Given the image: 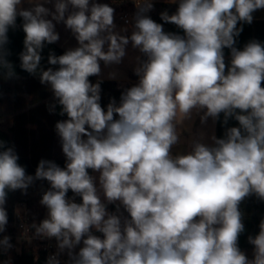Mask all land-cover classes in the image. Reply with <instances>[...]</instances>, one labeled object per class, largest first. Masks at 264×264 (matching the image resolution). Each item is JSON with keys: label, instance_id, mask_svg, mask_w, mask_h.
<instances>
[{"label": "clouds", "instance_id": "clouds-1", "mask_svg": "<svg viewBox=\"0 0 264 264\" xmlns=\"http://www.w3.org/2000/svg\"><path fill=\"white\" fill-rule=\"evenodd\" d=\"M132 2L135 13L118 27L115 8L97 0H0V76L19 78L7 47L19 17L20 68L52 92L48 111L59 106L67 116L55 124L64 167L41 159L30 175L15 146L0 139V234L9 222L8 194L26 195L40 180L49 184L39 201L47 213L22 225V239L55 240L46 264H61L63 255L65 264H264V218L247 238L252 258L239 247L240 205L252 196L264 202V43L236 47L264 0H166L177 8L160 19L182 35L148 15L154 0ZM61 23L77 45L49 52L47 63L56 67L45 69L42 51L59 41ZM129 45L139 53L138 80L102 107L101 62L122 64ZM118 76L113 70L107 78ZM197 118L202 128L193 132ZM209 119L210 135L202 130ZM13 248L10 236L0 237V254Z\"/></svg>", "mask_w": 264, "mask_h": 264}, {"label": "trees", "instance_id": "trees-1", "mask_svg": "<svg viewBox=\"0 0 264 264\" xmlns=\"http://www.w3.org/2000/svg\"><path fill=\"white\" fill-rule=\"evenodd\" d=\"M102 3H108L115 8V13L120 15L126 12L135 13L136 9L132 0H103ZM177 4L168 3L166 1H154V10L148 15L157 23H162L166 32H175L183 34L174 24L164 23L160 19V13L167 10L169 14L175 12ZM254 20L251 25L244 24L241 35L237 38L236 47L242 49L250 40L256 39L264 43V10H258L254 14ZM22 21L17 18V28L10 29L8 32L9 44L7 45L11 55L8 59L15 66L18 79H4L0 76V119L14 114L12 124L3 128L0 127V139L6 141L8 145H14L19 155L18 163L26 168V172L30 175L35 174L36 167L41 159L55 161L59 166L64 167L65 157L62 153L61 143L55 132V124L59 120L67 119V116H60V108L57 106L54 113L48 111V104L53 103V94L50 89L42 85L39 78L32 76L20 68L19 53L23 50L24 32L20 27ZM67 49L63 48L57 42L51 45L46 44L42 56L41 66L45 69L50 67L47 63L49 52L56 55H62ZM226 63L230 60L229 50L225 49ZM56 67V66H51ZM92 83L97 81L95 76L89 78ZM101 105L107 106L111 98H115L119 102L121 92L124 88L130 87L137 80L120 82L118 80L102 79ZM264 86V84H262ZM30 97L29 100L26 98ZM26 106H30L29 110H22ZM223 116L221 115V121ZM31 123V127L26 126ZM228 127L237 126L235 120H229ZM224 126L221 122L216 123V135L222 137L224 134ZM92 175V171L89 170ZM42 187L49 188L47 181H36L33 186L29 187L27 194H23L17 190L8 194L6 210L8 212L9 222L7 229H11L14 219L15 207L17 203H28L32 218H35L33 212V194ZM71 190L68 196L73 197ZM76 202H80V197H75ZM114 211L115 206L109 205ZM241 211L244 213L245 231L239 237L240 249L247 253L253 250V246L247 241L249 235L255 236L259 232V223L264 218V202L259 201L255 196L245 199L240 205ZM125 215H127L125 213ZM45 218V207H41L38 214L39 222ZM99 235V233H97ZM46 256V252L42 249L34 247H25L21 254H16L15 264H41ZM61 264H65L67 256L60 257Z\"/></svg>", "mask_w": 264, "mask_h": 264}, {"label": "built area", "instance_id": "built-area-1", "mask_svg": "<svg viewBox=\"0 0 264 264\" xmlns=\"http://www.w3.org/2000/svg\"><path fill=\"white\" fill-rule=\"evenodd\" d=\"M131 17L132 15L126 13L119 16V21L125 23L126 20L130 21ZM46 190V187H42L36 191V194L39 199H41L43 192ZM17 210H19L18 215ZM46 213L47 209L45 208V216ZM33 222L39 223L37 219L32 218L31 209L28 203H17L15 207L14 219L11 224V229H7L5 233L0 234V237H2L3 235L10 236L11 243L14 245V248L11 249L7 254H0V264H3V261L7 260L9 257H11V264H15L16 254H21L25 247H34L44 250L46 252V256L43 263L41 264H46L47 257L56 251V242L54 239H34L31 243H28L27 241L22 239V233L24 231L22 225L27 226L32 224ZM29 234H31V232Z\"/></svg>", "mask_w": 264, "mask_h": 264}, {"label": "rangeland", "instance_id": "rangeland-1", "mask_svg": "<svg viewBox=\"0 0 264 264\" xmlns=\"http://www.w3.org/2000/svg\"><path fill=\"white\" fill-rule=\"evenodd\" d=\"M47 6V5H46ZM52 7V6H51ZM128 13L129 15H132L133 16V12H126ZM116 21H119V14L115 13V22ZM125 23H122L120 24L118 27H122V26H125L124 25ZM138 55V52L136 50H133L131 48V45H129L128 47V56L125 57L124 61L122 64L120 65H114V66H111V67H105L103 65V62H101V68H102V76H108V73L110 71H113V70H116L118 73H119V76L118 78H121L123 76H130V78H133L135 75L133 73V58ZM27 100L30 99V97L26 98ZM30 108V106H26L24 109H21L19 111H22V110H26L28 111ZM13 116L14 114H9L3 118L0 119V127H3V128H7L9 127L11 124H12V120H13ZM26 126L28 128L31 127V123H27ZM202 126L200 125V122H199V119L197 118L196 121H195V125L192 129L193 132H196L198 130H201ZM203 131H205L207 134H211L212 131H213V123L211 121V119H209L208 121V124L203 126ZM214 131H215V125H214ZM188 133H185V136H187ZM181 149L183 150H186V146L184 145H181L180 146ZM181 149H174V152L175 151H178V150H181ZM40 199L39 197L37 196L36 193L33 194V204H32V207H33V212L35 211V218L37 219L38 218V214H39V210L40 208L42 207V205L39 203ZM108 210L109 211H113L110 206L108 205ZM38 220V219H37ZM39 221V220H38ZM252 254H253V250H250L246 253V255L249 257V258H252Z\"/></svg>", "mask_w": 264, "mask_h": 264}, {"label": "crops", "instance_id": "crops-1", "mask_svg": "<svg viewBox=\"0 0 264 264\" xmlns=\"http://www.w3.org/2000/svg\"><path fill=\"white\" fill-rule=\"evenodd\" d=\"M102 1L103 0H97V2H99V3H102ZM154 1H166V0H154ZM51 6H52L51 4H48L46 7L51 8ZM24 7L27 8V7H29V5L24 4ZM115 23L119 26L120 24H122L124 22L116 21ZM56 31L60 35V39L57 43L59 45H61L63 48L68 49V48L75 47L77 45V42H76L75 38L72 36L70 30H67L62 23L56 25ZM96 78L98 79V77H96ZM102 79H108V78H107V76H102ZM115 80H118L120 82H127V81H132V80H138V78L136 76H134L133 78H130V76H123V77L117 78ZM215 134H216V124H215ZM92 175L98 177L99 174L92 172Z\"/></svg>", "mask_w": 264, "mask_h": 264}]
</instances>
